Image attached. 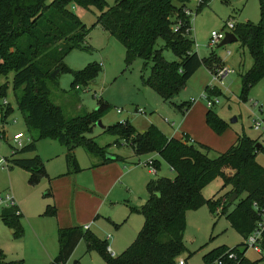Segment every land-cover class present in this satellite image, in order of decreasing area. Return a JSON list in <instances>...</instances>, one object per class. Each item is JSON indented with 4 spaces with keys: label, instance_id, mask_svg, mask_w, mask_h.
I'll list each match as a JSON object with an SVG mask.
<instances>
[{
    "label": "trees",
    "instance_id": "1",
    "mask_svg": "<svg viewBox=\"0 0 264 264\" xmlns=\"http://www.w3.org/2000/svg\"><path fill=\"white\" fill-rule=\"evenodd\" d=\"M48 1L0 0V79L8 80L9 74L14 73L13 91L29 132L36 131L37 140L50 138L66 146L68 167L75 171H79L74 156L79 147L104 164L123 160L111 155L108 146L101 147L94 138L87 137L110 105L99 101L96 111L67 118L61 107L51 102L50 84L58 87L56 77L52 78L55 71L70 73L73 77L71 88L76 89L95 82L102 69L100 64L91 63L81 71H72L64 63L72 51L89 50L85 42L91 29L75 15V8L101 10L91 28L100 26L125 47L127 67L137 60L145 65L151 63V73L143 78V84L171 105L199 69L206 66L212 70L214 64L221 62L213 50L202 59L196 50V41L189 37L193 34V18L186 16L184 9L190 0H115L112 7L105 0ZM209 1L201 0L197 12ZM260 12L258 24L249 21L236 24L233 31L253 59L252 67L241 73V99H246L250 89L264 79V0H260ZM159 39L165 42V48L173 52L177 61H166L163 50L155 49ZM8 90L7 84H0V111L4 109L2 100L7 97ZM19 91L22 93L20 98ZM191 106L192 102H184L180 108L187 112ZM12 111L9 104L7 117ZM207 123L218 132L225 127L211 110L207 113ZM105 133L130 145L138 159L158 157L160 160L155 161L157 169L162 160L176 176L148 183L146 204L140 209H131L140 212L144 225L135 242L121 255L111 257L106 241L83 227L71 226L59 228V253L50 264H67L83 240L87 243V253L99 252L107 264H178L181 255L187 251V213L205 205L213 215L219 211L226 215L244 240L243 249L241 246L217 248L204 256L205 262L210 264L226 253H236L238 258L230 264H259V260L251 261L246 257L249 248L245 243L261 221L254 205L264 209V168L256 162V154L260 151L257 140L240 136L227 152L211 158L210 147L189 139L168 138L155 126L140 133L126 121L110 126ZM36 142L32 139L29 145L12 155L10 161L12 165L30 170L33 184L46 176L44 164L38 156L19 158V155L36 152ZM217 179L222 180L223 189L230 187V192L205 199V188ZM234 195L238 199L231 202ZM234 204L235 208L230 212ZM45 215L56 216V208L49 207ZM0 218L14 231L15 237L24 236L22 213L17 215L13 209H7ZM261 248L264 253V232ZM0 264H24V260L9 259L0 248Z\"/></svg>",
    "mask_w": 264,
    "mask_h": 264
},
{
    "label": "rangeland",
    "instance_id": "2",
    "mask_svg": "<svg viewBox=\"0 0 264 264\" xmlns=\"http://www.w3.org/2000/svg\"><path fill=\"white\" fill-rule=\"evenodd\" d=\"M105 1L109 7L115 4V0ZM199 3L200 0H190L188 4L193 11V34L189 37L196 41L202 59L207 58L212 50L220 58V64H214L205 79L208 86L215 88L209 87L206 91L200 79L196 78L187 83L186 88L175 98L174 105L165 103L156 92L143 84V78L151 73L152 64L145 65L143 61L137 60L127 67L125 47L100 26L91 28L101 10L96 7H77L74 9L75 15L91 29L85 42L89 50L72 51L64 63L72 71H81L91 63L100 64L102 69L95 82L80 89L71 88L73 77L70 73L59 72L56 76L58 87L50 84L51 102L61 107L67 118L96 111L99 101L105 102L110 105V109L101 114L103 127L109 128L128 120L139 132L155 126L168 138L181 139L189 134L194 141L211 148V158L227 152L240 136L261 140L260 134L253 129L255 116L250 102H259L264 113V79L250 89L246 99H241V73L247 72L253 65L249 51L239 42L222 48L212 49L209 46L211 34L228 32L226 26L229 22L235 25L248 21L258 24L261 20L260 0H210L197 12ZM155 49L163 50L168 62L178 60L171 50L165 48L162 39L158 40ZM203 67L204 71L208 69ZM211 74H222L225 77L223 85L214 82ZM13 80L14 73L9 74L8 80L5 77L0 79V84H7L9 88L5 99L13 109L7 119L5 137L0 139V158L12 160V139L16 134L30 135L37 141V150L19 155V158L38 156L44 164L46 176L38 184H33L28 169L11 163L0 168V193L10 191L15 197L24 215L21 222L25 229L23 237H15L12 229L0 218V248L9 259H22L24 264H50L59 252L58 228L78 224L88 227L93 234L106 241L117 255H121L135 242L144 225V217L140 212H132L131 206L140 208L146 203L149 180L162 177L174 179L175 172L161 160L157 175L149 174L150 170L145 164L155 156H142L135 165L124 167L120 172H109L108 167L92 169V157L82 147L77 148L74 155L79 171L69 168L66 146L50 138L37 140V132H29L24 115L18 109ZM206 92L214 95L212 99L219 100L211 109L202 98ZM17 94L20 98L22 93L19 91ZM184 102H193L187 112L180 108ZM118 109L123 111L121 115L117 113ZM140 110L144 113H140ZM209 110L225 123L221 132L208 125ZM103 127L96 124L87 137L94 138L101 147L108 146L109 152L122 157L133 155L130 145L105 133ZM183 139L193 141L187 136ZM256 162L264 168V152L256 154ZM230 190V187L223 189L222 180L217 179L205 188L203 194L205 199H210L224 196ZM235 205L230 207V212ZM49 207L56 208V216L45 215ZM185 244L187 251L181 255V259L186 264H207L204 256L211 251L220 247L233 249L241 246L240 249H243L244 240L226 215L220 211L213 215L205 205L187 213ZM246 257L264 264V253H257L252 248L247 251ZM67 264L107 262L97 251L87 253V243L83 240Z\"/></svg>",
    "mask_w": 264,
    "mask_h": 264
},
{
    "label": "built area",
    "instance_id": "3",
    "mask_svg": "<svg viewBox=\"0 0 264 264\" xmlns=\"http://www.w3.org/2000/svg\"><path fill=\"white\" fill-rule=\"evenodd\" d=\"M201 1V0H200ZM184 13L186 16L193 18V11L189 7H186L184 9ZM228 32H213L211 34L210 38V44L209 46L213 49L215 47H218V45L221 43V41L226 37L227 33H233L235 29V24L232 22H229L227 24ZM196 50L198 51V45L196 44ZM231 55V53H229ZM212 75V74H211ZM213 81L218 82L221 85H223V79L225 78L222 74L221 75H212ZM210 88H215L213 86H209ZM76 89H80V87H77ZM202 98L207 102L208 108H212L216 103H219V100L212 99V96L208 92L204 93ZM193 103V102H192ZM251 106L253 107V114L255 116L253 120V129L260 134L261 140L256 139L258 141V145H260V151L264 152V113L262 110V105L259 104V102H250ZM9 103L6 101V99L2 100V106L3 111H0V139L5 137V128L8 126L7 122V114H6V108L8 107ZM140 113H144L142 110L139 111ZM117 113L120 115L123 113L121 109L117 110ZM126 121H123V123ZM32 142V137L30 135H24L22 133L16 134L13 139V154L16 152L21 151L24 149L27 145H29ZM193 142V141H190ZM7 158H0V168H5V166L10 165V161ZM155 158L150 159L145 166L149 168L151 175H157L158 169L155 165ZM254 208L256 212L259 214L261 221L258 223L257 228L254 230V232L246 239L245 243L247 247L250 249H254L257 253H263L261 248V240L264 232V209L260 210L258 206L255 204ZM7 209H13L17 215L21 214V211L17 205L15 197L12 195L10 191H5L0 193V217L4 210ZM84 230H89L88 227H84ZM107 253L111 257H117L118 255L113 251L112 248L107 247ZM238 258V255L236 253H226L220 257H218L212 264H230L231 261L236 260ZM178 264H186L185 260L180 259L178 261Z\"/></svg>",
    "mask_w": 264,
    "mask_h": 264
},
{
    "label": "crops",
    "instance_id": "4",
    "mask_svg": "<svg viewBox=\"0 0 264 264\" xmlns=\"http://www.w3.org/2000/svg\"><path fill=\"white\" fill-rule=\"evenodd\" d=\"M198 52V51H197ZM199 54V53H198ZM242 64V62H240V65ZM208 73H211V71L209 70V69H206V71H204V67H202L201 69H199L198 71H197V73L189 80V82L191 81V80H195L196 78H199L200 79V83H202L203 85H204V87H209L208 86V84H207V82H205V79L208 77ZM148 88V87H147ZM166 103V102H165ZM121 115V114H120ZM126 121H128V120H126ZM129 122V121H128ZM107 129V128H106ZM147 130V129H146ZM145 130V131H146ZM160 130V129H159ZM138 131V130H137ZM144 131V132H145ZM161 131V130H160ZM139 132V131H138ZM162 132V131H161ZM140 133H143V132H140ZM163 133V132H162ZM164 134V133H163ZM165 135V134H164ZM184 136H187L188 138H190V139H192L190 136H189V134H186V135H184ZM183 136V137H184ZM183 137L181 138V139H183ZM178 139V138H177ZM193 140V139H192ZM194 141V140H193ZM194 142H196V143H200V144H203V143H201V142H198V141H194ZM203 145H205V144H203ZM128 146V145H127ZM207 146V145H206ZM209 147V146H208ZM111 155H117V156H119V157H121L123 160H120V161H114V162H112V163H108V164H104L103 162H102V160H100V159H98V158H95V157H92V158H90V162H91V168L92 169H101V168H110L108 171L110 172V171H118V172H120L121 170H123V168L125 167V168H127V167H130V166H133V165H135L136 164V162L137 161H140V159H138V158H136L135 157V153H134V151H133V155L132 156H130V157H122V156H120V155H118L117 153H115V152H109ZM156 159H158V157H155V160ZM130 169V168H129ZM149 173V172H148ZM150 174V173H149ZM153 180V179H152ZM152 180H149V182L150 181H152ZM148 182V183H149ZM148 183H147V185H148ZM148 197H149V195H148ZM147 200H148V198H147ZM147 202V201H146ZM146 204V203H145ZM144 204V205H145ZM144 205H142V207L144 206ZM132 208H137V207H135V206H131V209ZM141 208V207H140ZM140 208H137V209H140ZM21 211V210H20ZM22 213V212H21ZM24 217V215H23V213H22V218ZM72 226H80V225H78V224H74V225H72ZM80 227H83V226H80ZM83 229H84V227H83ZM58 230H59V228H58ZM13 231V230H12ZM24 231H25V229H24ZM89 231L90 232H92L90 229H89ZM93 233V232H92ZM13 234H14V231H13ZM98 237V236H97ZM99 238V237H98ZM59 243V242H58ZM78 247V246H77ZM59 253V252H58ZM56 257V256H55ZM54 257V258H55ZM53 258V259H54ZM52 259V260H53ZM51 260V261H52ZM51 263V262H50Z\"/></svg>",
    "mask_w": 264,
    "mask_h": 264
},
{
    "label": "water",
    "instance_id": "5",
    "mask_svg": "<svg viewBox=\"0 0 264 264\" xmlns=\"http://www.w3.org/2000/svg\"><path fill=\"white\" fill-rule=\"evenodd\" d=\"M237 42H238V38H237V36L234 33H227L226 37L218 45V48H222V47H225L227 45H230V44H233V43H237ZM58 73H59V70L55 71L52 74V78H55ZM233 121L235 122L236 119H234ZM97 124L100 125L101 127H103L101 121H98ZM103 128L106 130L105 127H103ZM257 148L260 149L261 148L260 145H257ZM236 198H237V195H234L232 197V199H231V202H233Z\"/></svg>",
    "mask_w": 264,
    "mask_h": 264
}]
</instances>
